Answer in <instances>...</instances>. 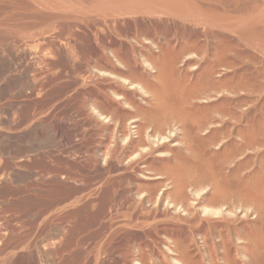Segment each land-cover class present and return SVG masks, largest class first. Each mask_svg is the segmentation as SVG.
I'll list each match as a JSON object with an SVG mask.
<instances>
[{
  "label": "rangeland",
  "instance_id": "rangeland-1",
  "mask_svg": "<svg viewBox=\"0 0 264 264\" xmlns=\"http://www.w3.org/2000/svg\"><path fill=\"white\" fill-rule=\"evenodd\" d=\"M181 1L0 0V264H264V0ZM166 103L209 120L188 161L229 201L146 199L132 104ZM179 122L158 161L186 151Z\"/></svg>",
  "mask_w": 264,
  "mask_h": 264
},
{
  "label": "bare ground",
  "instance_id": "bare-ground-1",
  "mask_svg": "<svg viewBox=\"0 0 264 264\" xmlns=\"http://www.w3.org/2000/svg\"><path fill=\"white\" fill-rule=\"evenodd\" d=\"M51 3H63L65 2V0H47ZM181 1V0H180ZM179 0H105V2L107 3H120V4H129V5H136V4H144V5H161V6H166V7H169V8H182L180 7L181 3H180ZM101 2V1H100ZM103 2V1H102ZM104 2V3H105ZM103 3V4H104ZM183 5V4H182ZM188 5V4H186ZM103 6V5H102ZM185 6V5H184ZM183 6V7H184ZM189 6V5H188ZM101 8V7H100ZM165 8V7H164ZM185 8V7H184ZM191 8V7H190ZM111 9V8H110ZM106 10V9H105ZM173 10V9H172ZM185 10V9H184ZM116 11V10H115ZM186 11V10H185ZM152 12V11H151ZM154 12V11H153ZM199 13V12H198ZM259 18V17H258ZM240 20V19H239ZM236 24V23H235ZM240 24V22H239ZM169 68V67H168ZM135 74V72H134ZM159 77V76H158ZM144 80V84L145 86L147 87H150L151 89H153L152 87H154V84L153 82H149V80L143 78ZM231 79V78H230ZM198 80V79H197ZM217 80V79H216ZM215 81V80H214ZM221 81V80H220ZM220 81L218 80L217 82H219L220 84ZM222 82L221 81V85H222ZM213 85L217 86V84H215L214 82H212ZM211 83V84H212ZM158 84V83H157ZM157 84L155 86H157ZM227 85V84H226ZM200 86V85H199ZM211 86V85H210ZM220 86V85H219ZM185 87V86H184ZM155 88V87H154ZM158 87H156L157 89ZM155 89V90H156ZM159 89H161L159 87ZM162 91V90H161ZM180 91V90H179ZM160 92V91H159ZM181 94V93H180ZM179 94V95H180ZM155 96V95H154ZM162 97V96H161ZM169 98V97H168ZM189 98V97H188ZM196 98V97H195ZM183 99V98H182ZM221 103V102H220ZM226 104V103H225ZM224 104V105H225ZM215 105V104H214ZM222 105V104H220ZM219 105V106H220ZM112 106V105H111ZM134 110L138 113H141V115H143V121L138 123V126L136 127V137L132 139V141L130 142L131 143V147L133 149H136L138 148L139 146H145L146 148H148V150L144 153H142L140 155V159L142 158L144 160V162H146V168L149 169L150 171H153L155 173V175L157 174L158 177H156V179H152V180H149L147 182H144V183H140L139 184V187L140 188H145L146 189V199L147 200H150V201H154V200H158V199H161V200H169L171 201V203H174L176 205V203H184V204H188L190 203L191 199L190 197L188 196L187 194V191H186V188L188 186H193L194 188H198L201 187L202 185L204 186V184L206 183H209L211 182L212 183V191L211 192H206V193H203L201 194L199 197H198V201L200 202H203V201H211V202H215L216 203H220V201H226L227 200L229 201V198H230V195H229V191H228V188L229 185H225L223 184L224 182H221L222 184H220L219 182L222 180V181H226L224 179L226 178H223L225 177L223 175V179H220V178H217V177H214L210 172H208L207 170L205 169H202L200 168V170H196V168L192 165L193 163H189L188 160L189 159V154H188V151L191 149L190 147L192 146V142L193 141V138L195 137V140L196 141H202L204 142L205 144L209 141H216L217 139V135H215V132L214 130H212V132H208L207 134L205 135H197V132L199 131H202V126L203 128L208 126L205 125L206 122L209 120L205 118V115H203L202 113V117H197L198 119H195L194 116L191 114V112H193L191 109L190 111H187L185 108H184V105L183 104H132ZM186 106V105H185ZM218 106V107H219ZM228 106V104L226 105ZM106 107V106H105ZM113 107V106H112ZM217 107V106H216ZM222 107V106H221ZM111 108V107H110ZM109 108V109H110ZM115 108V105L114 107ZM111 108L113 111L114 109ZM204 108V106H203ZM206 108V107H205ZM110 109V111H111ZM212 109V108H211ZM217 109V108H216ZM222 109V108H221ZM116 110V109H115ZM119 110V109H118ZM117 110V111H118ZM223 110H225V108H223ZM116 111V112H117ZM123 111V110H122ZM127 111V110H126ZM195 111V110H194ZM206 112V115H210L209 113L207 114V109L205 110ZM214 111V110H213ZM229 111V110H228ZM226 111V112H228ZM121 112V111H119ZM118 112V113H119ZM129 112V111H128ZM210 112V111H209ZM232 112V111H231ZM109 113V112H108ZM112 113V112H111ZM212 113V112H211ZM114 115V113H112ZM131 113L129 112L128 114H126L127 116L130 115ZM198 115V113H195ZM225 114V113H224ZM120 115V114H119ZM123 115V114H122ZM134 115V114H133ZM136 115H140V114H136ZM196 115V116H197ZM200 115V114H199ZM214 115V114H213ZM232 115V114H231ZM125 116V115H124ZM237 116V115H236ZM141 117V116H140ZM204 117V119L202 120V118ZM125 117H123L124 119ZM236 118V117H235ZM176 119H178L180 122V125H181V131H182V135H183V140H185V149L186 151H182L180 150L179 148H171V151H172V154H173V157H174V162L170 159V158H164L163 160L158 161V159L154 156H152V153L156 150L157 147H154L152 145V141L151 139L152 138H156V137H159V138H162L164 137V135H166L164 132H165V129L166 126L168 124H173ZM210 119V118H209ZM207 122V123H208ZM227 124V123H226ZM252 125V124H251ZM227 125H225L226 127ZM229 126V124H228ZM169 127H172V126H169ZM176 127V126H175ZM223 128V127H222ZM230 128H231V125H230ZM229 128V130H230ZM238 128V127H237ZM220 129V128H219ZM240 129V128H239ZM239 129H237L238 131H240ZM244 129V128H243ZM255 129V128H254ZM172 130V129H171ZM226 130V129H225ZM224 130V132H225ZM228 130V129H227ZM245 130V129H244ZM216 131V130H215ZM251 131V130H250ZM254 131V130H253ZM171 132V131H170ZM218 132V131H216ZM228 132V131H226ZM242 132V131H241ZM240 132V133H241ZM244 132V133H243ZM242 133L245 134L246 133V136H248L249 133L245 131H243ZM172 134L174 133V131L171 132ZM220 133V132H219ZM231 133V132H230ZM251 133L250 132V135L249 137H251ZM254 133V132H253ZM257 133V132H256ZM218 134V133H217ZM229 134V132H228ZM223 135V134H222ZM242 135V134H241ZM258 135V134H256ZM263 136V135H262ZM241 137V136H240ZM254 137L255 139V136L252 134V138ZM251 138V139H252ZM250 139V138H249ZM260 139V138H259ZM156 140V139H155ZM213 141V143H214ZM231 141V140H230ZM252 141V140H251ZM250 141V142H251ZM255 141V140H254ZM232 142V141H231ZM203 143V144H204ZM238 143V141H237ZM235 143V141H233L232 143V147L234 148L233 145L235 146H239L241 144H237ZM242 143V142H241ZM244 143V142H243ZM249 144V142H247ZM201 143V145H203ZM204 144V145H205ZM225 144H228L227 142ZM252 144L254 143H251L249 144L248 146L252 147ZM166 146H168V144H165ZM246 146L247 144H243V146ZM206 146V145H205ZM230 145H226V150H224L225 152H227L229 149ZM244 146V147H245ZM197 147V146H196ZM209 147V146H208ZM167 148V147H165ZM243 148V147H242ZM224 149H225V146H224ZM228 149V150H227ZM231 149V148H230ZM236 149V148H235ZM193 150V148H192ZM190 150V152L192 151ZM238 150V149H237ZM236 151V150H235ZM240 151V150H239ZM211 153L213 151H210ZM223 152V151H222ZM223 152V153H225ZM230 152V150H229ZM233 152V151H232ZM192 153V152H191ZM231 153V152H230ZM228 154V153H227ZM225 154V155H227ZM232 154V153H231ZM196 155V154H195ZM224 155V156H225ZM233 155V154H232ZM231 155V156H232ZM148 156H151V157H148ZM226 157V156H225ZM233 158V157H232ZM250 158V157H249ZM139 159V160H140ZM200 159V158H198ZM223 159V157H222ZM225 159V158H224ZM223 159V161H224ZM229 160V158H227ZM227 160V161H228ZM250 159H248L249 161ZM251 161V160H250ZM226 162V161H225ZM162 163V164H161ZM242 163V162H241ZM244 163V162H243ZM232 164V163H231ZM241 165V164H239ZM238 167V166H237ZM239 168V167H238ZM221 173V172H220ZM231 173V172H230ZM239 173V172H238ZM153 174V173H152ZM237 174V173H236ZM240 174V173H239ZM238 174V175H239ZM226 175V174H225ZM235 175V174H234ZM237 175V176H238ZM257 175V174H256ZM254 174V176L252 175V178L255 177V179L257 178ZM217 176V175H216ZM219 176V175H218ZM230 176V175H229ZM233 176V175H232ZM236 176V175H235ZM237 176H236V179H237ZM227 177V175H226ZM241 177V176H240ZM239 178V176H238ZM228 179V178H227ZM235 179V180H236ZM240 179V178H239ZM247 179V177H246ZM249 179V178H248ZM254 179V178H253ZM252 179V180H253ZM219 180V182H218ZM229 180V179H228ZM233 180V179H232ZM234 180V181H235ZM241 180H244L243 178ZM259 180V179H258ZM230 181V180H229ZM245 181V180H244ZM255 181V180H253ZM228 181H226L227 183ZM238 182V180L236 181ZM244 183V182H242ZM254 183V182H253ZM165 184H169L167 189H165V192L162 193V195L158 196V191H159V188H161V186L165 185ZM252 184V182H251ZM256 185V186H254ZM253 185V188L256 187L257 188V180H256V184ZM202 186V187H203ZM250 186V185H249ZM237 187V186H236ZM231 188V187H230ZM235 188V187H234ZM232 188V189H234ZM238 189V188H237ZM230 190V189H229ZM243 190V189H242ZM234 191V190H233ZM237 191V190H236ZM238 191H240V189H238ZM244 193H245V190H243ZM242 191V192H243ZM250 191H254L250 189ZM255 192V191H254ZM231 193V192H230ZM238 194V192H236ZM250 193V192H249ZM199 194V193H198ZM197 194V195H198ZM236 194V195H237ZM242 194V193H240ZM247 194V193H245ZM232 196V195H231ZM235 196V194H234ZM233 196V197H234ZM239 196V194H238ZM241 196V195H240ZM239 196V198H240ZM246 196V195H245ZM253 196V195H252ZM248 197V196H247ZM251 197V196H250ZM254 197V196H253ZM237 198V197H236ZM246 198V197H245ZM253 200V199H252ZM231 201V200H230ZM251 201V200H250ZM174 205V206H175ZM218 205V204H217ZM191 208V207H190ZM147 222V220H146ZM171 230V229H170ZM168 232V231H167ZM175 239V238H174ZM226 240V239H225ZM175 244V240L173 241ZM225 242V241H224ZM229 242V241H228ZM226 243V242H225ZM207 244V243H206ZM178 246V245H177ZM176 246V247H177ZM180 248V247H179ZM188 248V247H187ZM248 249V248H247ZM142 251V250H141ZM181 251V250H180ZM144 252V251H142ZM184 252V251H183ZM187 255V254H186ZM185 256V255H183ZM177 258V257H176ZM130 259V257H129ZM132 259V258H131ZM141 259L142 261L145 263V264H148L147 261H148V258L147 256H145L144 254L141 255ZM182 259V258H181ZM189 260V259H188ZM189 262V261H188ZM191 263V261H190ZM187 264V263H186Z\"/></svg>",
  "mask_w": 264,
  "mask_h": 264
}]
</instances>
